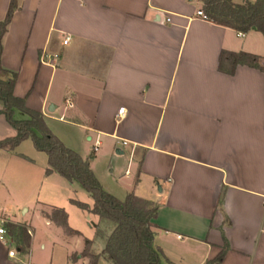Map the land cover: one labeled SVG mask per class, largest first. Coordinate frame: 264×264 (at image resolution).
<instances>
[{
  "label": "crops",
  "instance_id": "1",
  "mask_svg": "<svg viewBox=\"0 0 264 264\" xmlns=\"http://www.w3.org/2000/svg\"><path fill=\"white\" fill-rule=\"evenodd\" d=\"M9 3L0 0V21ZM16 3L1 56L2 67L17 74L14 96L43 115L105 192L157 206L154 246L164 258L212 264L226 245L220 264H264V71L238 66L228 76L217 69L223 50L258 56L264 68L262 34L202 19L201 0ZM45 56L56 59L45 64ZM14 118L27 119L18 112ZM15 135L0 115V140ZM99 157L116 174L114 185L97 170ZM47 166L30 140L0 150L5 191L33 182L16 202L20 216L6 217L31 231L29 247L10 258L0 242V264H89L81 256L85 240L97 264H110L101 253L114 225L72 205L91 208L93 200L78 183L46 176ZM54 209L65 211L77 234L66 235L48 218Z\"/></svg>",
  "mask_w": 264,
  "mask_h": 264
},
{
  "label": "trees",
  "instance_id": "2",
  "mask_svg": "<svg viewBox=\"0 0 264 264\" xmlns=\"http://www.w3.org/2000/svg\"><path fill=\"white\" fill-rule=\"evenodd\" d=\"M200 12L210 23L232 29L239 33L256 31L264 37V0H245L236 4L232 0H201ZM18 9L16 0H10L5 17L0 21V115L16 135L0 140V150L14 151L20 143L30 140L37 152L47 157L45 175L57 173L66 181L76 182L90 195L93 205L70 200L77 208L87 211L114 225L106 240L101 256L110 264H170L160 249L154 246L152 220L156 218L157 206L149 201L128 194L123 200L105 192L91 171L88 163L63 143L49 130L40 112L26 107L25 99L13 94L17 74L2 67V41L13 14ZM238 66H246L263 72L261 58L244 52L221 51L218 57V72L233 76ZM27 117L14 118L15 113ZM222 195H220L219 203ZM48 218L60 227L66 235L77 234L67 224L63 209H54ZM6 230L16 243L19 252H24L30 244V237L23 226L7 223ZM90 241L85 240L81 254L89 264H97L99 255L90 252ZM227 246L225 245L212 264H220ZM76 256H72L74 260Z\"/></svg>",
  "mask_w": 264,
  "mask_h": 264
},
{
  "label": "rangeland",
  "instance_id": "3",
  "mask_svg": "<svg viewBox=\"0 0 264 264\" xmlns=\"http://www.w3.org/2000/svg\"><path fill=\"white\" fill-rule=\"evenodd\" d=\"M87 145L92 146V144H89V143H87ZM98 156H100V155H98ZM107 165H108V162L105 159L100 158V160L98 159V161L96 163V168L98 171H100L101 174L106 176V183L114 185L113 182L117 178L116 174L107 173ZM108 169H110V168H108ZM19 171L20 172H17L19 174L27 173L23 170H19ZM5 174H8V173H5ZM37 174H38V170L36 169L35 171H33V178H32L33 180ZM121 177H122L121 180L125 179V177L123 175H121ZM6 179H7V177H6ZM32 183H33L32 181H30V182L29 181L28 182L22 181L18 184V187H16L15 190L9 189V192H8V191H5L3 189L4 183L0 180V215H2V218H6L7 215H11V216L16 215V217L20 216L21 210L19 207L15 206L16 202L18 201V199H21L22 197L27 195L26 194L27 191L30 192V186L32 185ZM8 207H11L12 210L9 213L4 212L8 209ZM107 222H108V224L113 225V223H111L109 221H107ZM95 249H97V247Z\"/></svg>",
  "mask_w": 264,
  "mask_h": 264
},
{
  "label": "built area",
  "instance_id": "4",
  "mask_svg": "<svg viewBox=\"0 0 264 264\" xmlns=\"http://www.w3.org/2000/svg\"><path fill=\"white\" fill-rule=\"evenodd\" d=\"M197 16L201 17L202 19L206 20L205 16L201 13V12H197ZM166 22H169V19L166 18L165 19ZM68 41V38H66L63 42V44H66ZM56 59V56H45L44 60H42L43 63L45 64H51V62ZM65 106L66 108H72L73 107V102L71 101L70 98H67L65 100ZM117 117L119 118V120H121L124 117L123 114V110L121 109L118 112ZM99 150V142L95 141L94 145H93V152H97ZM124 175L125 176H129L130 175V171L129 168H127L124 171ZM8 223V220L6 218H0V242L7 247L8 249V257L13 258L15 256L16 252V243L13 241V239L11 238V236L9 235V233L6 230V224ZM27 234L29 237L32 236V233L30 230H26Z\"/></svg>",
  "mask_w": 264,
  "mask_h": 264
}]
</instances>
